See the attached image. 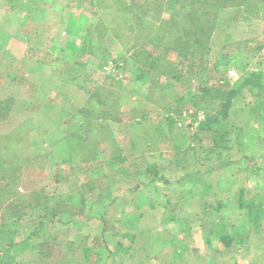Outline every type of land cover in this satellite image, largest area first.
<instances>
[{"label": "rangeland", "instance_id": "obj_1", "mask_svg": "<svg viewBox=\"0 0 264 264\" xmlns=\"http://www.w3.org/2000/svg\"><path fill=\"white\" fill-rule=\"evenodd\" d=\"M211 1L179 56L183 0H0V264H264V0Z\"/></svg>", "mask_w": 264, "mask_h": 264}, {"label": "trees", "instance_id": "obj_2", "mask_svg": "<svg viewBox=\"0 0 264 264\" xmlns=\"http://www.w3.org/2000/svg\"><path fill=\"white\" fill-rule=\"evenodd\" d=\"M205 3L206 6L201 9V4L204 5ZM213 3L214 2L211 0H204V2L202 0H183V6L179 7L176 13L178 19L176 18L175 22L164 20L163 23L168 25L167 28L169 33L167 32L166 35L161 39H169L171 41L169 47H172V49L175 50L179 56H186L189 53L194 52L195 49L207 47L208 38L212 31L211 23L213 22V20H210L207 18V16L210 15L211 7L215 5ZM218 4L216 5L219 6ZM183 17H185L186 20L184 22ZM140 23L139 26H141ZM177 32H180V34L178 35ZM155 36L156 37L152 36V41H159L158 34ZM163 45L166 47V42H164ZM157 65L158 64L156 63H151V65L146 69L143 64H140L138 66V70L140 71L139 77L145 76L146 72L151 69H157ZM160 72H164V69L162 68ZM263 76V72H252V74L245 78L244 82L242 83V87L249 88V90L262 91L264 89V84L262 82ZM203 90L207 91V95H209L211 98L210 100L217 99L218 97L222 98V107L218 113L212 115L209 114L206 119L200 123L199 130L204 131L218 129L219 127L216 128V125L219 124L220 127H222V121L228 118L230 107L233 104L235 96L238 94V90L237 88L224 90L220 87H217V89L215 88L213 90H210V88H203ZM212 102L209 104H212ZM7 113L8 109L4 108L3 102L0 101V118H4ZM242 192H244V189L240 191L239 200L240 204H242L243 207H246L248 210L247 213L249 216L250 225L249 230L259 231L261 230L262 221L264 219V208H262V202H256L254 200L247 201L244 199ZM219 237L220 241L226 247H229L230 244H232L237 239L234 234H230L226 231L221 233V236ZM244 237L247 240L249 233H247Z\"/></svg>", "mask_w": 264, "mask_h": 264}, {"label": "built area", "instance_id": "obj_3", "mask_svg": "<svg viewBox=\"0 0 264 264\" xmlns=\"http://www.w3.org/2000/svg\"><path fill=\"white\" fill-rule=\"evenodd\" d=\"M232 73H234V71Z\"/></svg>", "mask_w": 264, "mask_h": 264}]
</instances>
